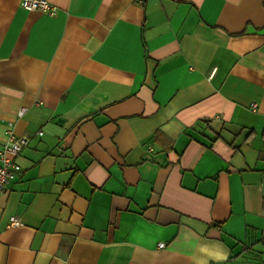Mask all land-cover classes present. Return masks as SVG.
<instances>
[{
    "label": "crops",
    "instance_id": "obj_1",
    "mask_svg": "<svg viewBox=\"0 0 264 264\" xmlns=\"http://www.w3.org/2000/svg\"><path fill=\"white\" fill-rule=\"evenodd\" d=\"M49 1L0 0V264H264V0Z\"/></svg>",
    "mask_w": 264,
    "mask_h": 264
},
{
    "label": "built area",
    "instance_id": "obj_2",
    "mask_svg": "<svg viewBox=\"0 0 264 264\" xmlns=\"http://www.w3.org/2000/svg\"><path fill=\"white\" fill-rule=\"evenodd\" d=\"M142 3L144 0H137ZM20 4L27 10H39L47 14H55L57 6L49 0H20ZM256 104L252 103L251 108L255 109ZM25 111L24 107H20L18 115L21 116ZM7 139L0 144V195L6 191L7 183L15 177L20 171V166L15 160V156L27 144L29 137L27 135H16L13 132V125L11 122L7 124ZM41 134V131L37 132ZM10 223L17 224L15 217L10 218ZM158 247L164 246L163 242L157 244ZM210 264H214L213 262Z\"/></svg>",
    "mask_w": 264,
    "mask_h": 264
}]
</instances>
